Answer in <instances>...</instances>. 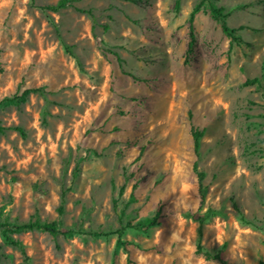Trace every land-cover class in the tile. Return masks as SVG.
Wrapping results in <instances>:
<instances>
[{
  "label": "rangeland",
  "instance_id": "obj_1",
  "mask_svg": "<svg viewBox=\"0 0 264 264\" xmlns=\"http://www.w3.org/2000/svg\"><path fill=\"white\" fill-rule=\"evenodd\" d=\"M57 1L0 0V224L106 236L14 234L28 263L264 262V0H212L224 18L205 3L191 30L200 0ZM0 264H25L1 233Z\"/></svg>",
  "mask_w": 264,
  "mask_h": 264
},
{
  "label": "trees",
  "instance_id": "obj_2",
  "mask_svg": "<svg viewBox=\"0 0 264 264\" xmlns=\"http://www.w3.org/2000/svg\"><path fill=\"white\" fill-rule=\"evenodd\" d=\"M73 3H74L73 0H59L54 5H48V6L41 7V10L58 12L59 10L69 8V7H73ZM205 3L208 4V10L210 11L212 18L215 21H218V20L224 18V16L221 15L222 9L221 8H215L212 0H200V2L197 3L191 9V11L189 13L188 21H189L190 30L192 29V23H193L195 15L198 14L202 8H204L203 6ZM177 5H178V1L176 0L175 6H177ZM81 12H83V11H81ZM87 13L90 14V12H87ZM221 30L224 34H227V35H229L231 32H234V30L228 29V27L226 26V24L224 22H222V24H221ZM262 69H263V75H264V63H263ZM244 85L245 86L259 85V80L257 78H254L251 80H246L244 82ZM39 91H40L39 89H25L19 95L16 93L11 98L3 99V102L12 103V102L17 101L18 99H22V98L26 97L30 93H36ZM191 135H192V140H193V150L197 156V149H198L199 138L201 137V134H200V132H198L197 130H195L192 127L191 128ZM193 170L197 175L198 184H199V188H200L201 187L200 183H201V180L203 178V174L200 172H197L196 163L193 164ZM133 201H134V198L131 195L128 202L131 203ZM57 212H58V215H62V213H63L62 203L58 207ZM158 214H159V211L152 218L145 219L141 222L134 223V224L130 223V222H126L124 225H122V222L120 219L121 225L119 226V228L112 230L110 232L111 235H116V237H117L116 246L118 247V246L123 245L121 238L127 229H133L136 231H146L147 229H149L153 226L159 225V221H158L159 215ZM198 220H199V225H201L202 221L200 219H198ZM0 229H1L0 230L1 237L4 240L5 245H9V246L17 248L20 251V253L23 255V259H24L25 264H29V263H28V258L24 252V247L20 241L13 238L14 234H19V233H23V232L38 231V232H42V233H47V234L52 235V236L61 235V236H65V237H71L74 234L87 235L90 237L106 236V234L98 233V232H84L81 230H72V229L63 230L61 228L59 222H41L38 219H35L33 221H29V222L23 223V224H11V223L4 221L3 223L0 224ZM195 254L202 255L204 257V259L209 260V261H215L218 264H226L221 259L220 255L218 253L212 255L211 253L204 252L200 245H196ZM259 264H264V262H260Z\"/></svg>",
  "mask_w": 264,
  "mask_h": 264
}]
</instances>
